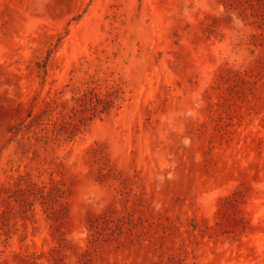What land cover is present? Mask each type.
<instances>
[{"label":"rangeland","instance_id":"1","mask_svg":"<svg viewBox=\"0 0 264 264\" xmlns=\"http://www.w3.org/2000/svg\"><path fill=\"white\" fill-rule=\"evenodd\" d=\"M0 264H264V0H0Z\"/></svg>","mask_w":264,"mask_h":264},{"label":"trees","instance_id":"2","mask_svg":"<svg viewBox=\"0 0 264 264\" xmlns=\"http://www.w3.org/2000/svg\"><path fill=\"white\" fill-rule=\"evenodd\" d=\"M101 88L102 83L99 79L93 80L87 84L79 95L73 97L75 104L71 107L72 114L65 113L62 110L54 112V109L48 107L39 113L31 114L32 119L29 122V127H41L42 133L39 135V140L48 141L50 139L74 137L80 129L81 120H75L78 111L84 110L85 117L91 118L97 114L108 112L123 98L124 92L120 86L106 85L103 93ZM52 182L53 188L60 189L55 180H52Z\"/></svg>","mask_w":264,"mask_h":264}]
</instances>
